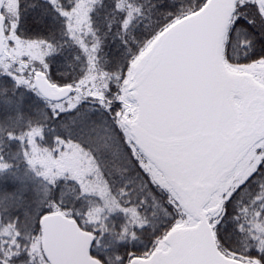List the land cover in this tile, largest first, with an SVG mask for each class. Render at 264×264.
Listing matches in <instances>:
<instances>
[{
  "label": "snow or ice",
  "instance_id": "obj_1",
  "mask_svg": "<svg viewBox=\"0 0 264 264\" xmlns=\"http://www.w3.org/2000/svg\"><path fill=\"white\" fill-rule=\"evenodd\" d=\"M0 264H264V0H0Z\"/></svg>",
  "mask_w": 264,
  "mask_h": 264
}]
</instances>
